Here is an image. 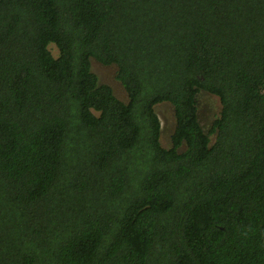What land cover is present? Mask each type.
I'll return each mask as SVG.
<instances>
[{
  "label": "trees",
  "instance_id": "1",
  "mask_svg": "<svg viewBox=\"0 0 264 264\" xmlns=\"http://www.w3.org/2000/svg\"><path fill=\"white\" fill-rule=\"evenodd\" d=\"M0 264H264V0H0Z\"/></svg>",
  "mask_w": 264,
  "mask_h": 264
},
{
  "label": "rangeland",
  "instance_id": "2",
  "mask_svg": "<svg viewBox=\"0 0 264 264\" xmlns=\"http://www.w3.org/2000/svg\"><path fill=\"white\" fill-rule=\"evenodd\" d=\"M92 69L98 75L101 83L112 86L115 95L121 100L127 101L128 96L121 82L116 78L117 68L114 65H104L98 61H92ZM199 120L204 128L208 130L221 109V103L216 95L201 90L198 96ZM156 113L161 121V143L170 147L171 136L175 129V115L173 105L170 102H161L155 105Z\"/></svg>",
  "mask_w": 264,
  "mask_h": 264
}]
</instances>
